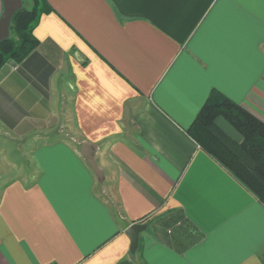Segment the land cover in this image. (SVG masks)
Wrapping results in <instances>:
<instances>
[{"label":"crops","instance_id":"0c3cea01","mask_svg":"<svg viewBox=\"0 0 264 264\" xmlns=\"http://www.w3.org/2000/svg\"><path fill=\"white\" fill-rule=\"evenodd\" d=\"M48 3L0 67V264H264V203L187 132L213 88L264 119V0Z\"/></svg>","mask_w":264,"mask_h":264},{"label":"trees","instance_id":"16d2710c","mask_svg":"<svg viewBox=\"0 0 264 264\" xmlns=\"http://www.w3.org/2000/svg\"><path fill=\"white\" fill-rule=\"evenodd\" d=\"M48 0H29L14 13L10 35L0 41V67L22 62L39 44L34 28ZM221 118V119H219ZM230 125L237 136L223 128ZM187 132L239 182L264 203V120L225 93L213 88Z\"/></svg>","mask_w":264,"mask_h":264},{"label":"water","instance_id":"95a60500","mask_svg":"<svg viewBox=\"0 0 264 264\" xmlns=\"http://www.w3.org/2000/svg\"><path fill=\"white\" fill-rule=\"evenodd\" d=\"M23 6V0H3V11L0 15V41L5 40L10 35L11 19L16 11ZM13 62V61H12ZM90 143H84L82 150L93 171L101 176V169L95 159L93 152L90 151ZM87 151V152H85ZM146 228V223L136 222L132 224L127 232L131 238L130 251L134 253L139 245L140 232Z\"/></svg>","mask_w":264,"mask_h":264},{"label":"rangeland","instance_id":"374dc122","mask_svg":"<svg viewBox=\"0 0 264 264\" xmlns=\"http://www.w3.org/2000/svg\"><path fill=\"white\" fill-rule=\"evenodd\" d=\"M24 3L25 5H29V0H24ZM255 113V112H253ZM256 114V113H255ZM24 119H29L31 118V114L30 112H23L22 113ZM257 115V114H256ZM259 116V115H257ZM260 117V116H259ZM261 119H263L262 117H260ZM221 119V118H219ZM264 120V119H263ZM222 121V120H220ZM8 133H1L0 134V137L4 138L5 140V143L3 144L2 143V148H3V152L4 153H0V157L1 156H5L6 157V161L5 162H8L10 165L12 164L13 160L10 159V157L13 155V154H16L17 153V146L16 144H14V142L10 139V134ZM22 137H25V138H32V134H28L26 136L22 135ZM1 146V145H0ZM26 146V145H25ZM2 151V150H1Z\"/></svg>","mask_w":264,"mask_h":264}]
</instances>
